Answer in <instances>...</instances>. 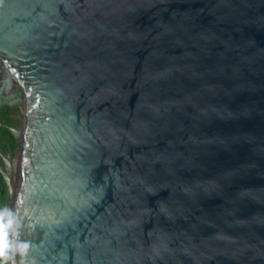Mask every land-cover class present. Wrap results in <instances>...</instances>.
Masks as SVG:
<instances>
[{"label":"water","instance_id":"1","mask_svg":"<svg viewBox=\"0 0 264 264\" xmlns=\"http://www.w3.org/2000/svg\"><path fill=\"white\" fill-rule=\"evenodd\" d=\"M0 69L6 264H264V0H0Z\"/></svg>","mask_w":264,"mask_h":264},{"label":"flooded vegetation","instance_id":"2","mask_svg":"<svg viewBox=\"0 0 264 264\" xmlns=\"http://www.w3.org/2000/svg\"><path fill=\"white\" fill-rule=\"evenodd\" d=\"M0 69V77H1ZM28 106H6L0 114V169L7 171L8 166L3 157L10 160L24 150L25 145L17 139L16 135L9 130V127H13L16 130L22 132V134L28 133Z\"/></svg>","mask_w":264,"mask_h":264},{"label":"trees","instance_id":"3","mask_svg":"<svg viewBox=\"0 0 264 264\" xmlns=\"http://www.w3.org/2000/svg\"><path fill=\"white\" fill-rule=\"evenodd\" d=\"M4 187H5V182L3 176L0 174V198L3 196ZM0 207H1V202H0ZM6 236H7V226L0 210V264H6L5 263Z\"/></svg>","mask_w":264,"mask_h":264},{"label":"rangeland","instance_id":"4","mask_svg":"<svg viewBox=\"0 0 264 264\" xmlns=\"http://www.w3.org/2000/svg\"><path fill=\"white\" fill-rule=\"evenodd\" d=\"M0 202H1L0 210L3 215V219L5 223H7L12 205L9 200V195H8V190H7L6 185L3 189V196L0 198Z\"/></svg>","mask_w":264,"mask_h":264},{"label":"clouds","instance_id":"5","mask_svg":"<svg viewBox=\"0 0 264 264\" xmlns=\"http://www.w3.org/2000/svg\"><path fill=\"white\" fill-rule=\"evenodd\" d=\"M9 223H11V221H10ZM23 247H25V248H26V245H24Z\"/></svg>","mask_w":264,"mask_h":264}]
</instances>
